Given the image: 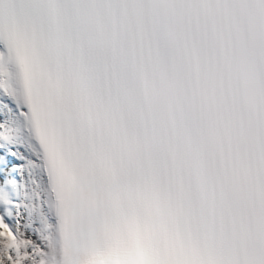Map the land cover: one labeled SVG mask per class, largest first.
Instances as JSON below:
<instances>
[{
    "label": "snow or ice",
    "instance_id": "obj_1",
    "mask_svg": "<svg viewBox=\"0 0 264 264\" xmlns=\"http://www.w3.org/2000/svg\"><path fill=\"white\" fill-rule=\"evenodd\" d=\"M0 264H264V0H0Z\"/></svg>",
    "mask_w": 264,
    "mask_h": 264
}]
</instances>
